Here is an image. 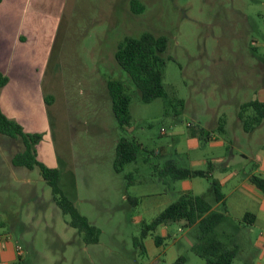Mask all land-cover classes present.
I'll return each mask as SVG.
<instances>
[{
    "label": "rangeland",
    "instance_id": "obj_1",
    "mask_svg": "<svg viewBox=\"0 0 264 264\" xmlns=\"http://www.w3.org/2000/svg\"><path fill=\"white\" fill-rule=\"evenodd\" d=\"M132 1L58 0L53 13L39 18L46 24L49 52L34 87L52 97L45 103L48 130L42 142L51 145L64 194L102 229L99 242L84 243L37 168L11 164L21 144L2 134L0 231H9L22 247L21 264H205L197 224L160 225L144 239L145 253L132 242L143 223L187 192L223 214L208 237L227 248L237 245L231 264H253L262 254L252 245L257 229L250 233L237 224L253 202L233 204L225 175L245 178L257 167L253 175L264 179V120L245 132L237 118L241 103L264 101V0H135L143 6L137 12ZM143 32L167 38L162 79L167 97L150 102L141 100L114 58L120 41ZM108 79L121 81L131 96L128 126L115 119ZM170 99H182L183 107ZM194 128H202L204 136L193 135ZM121 137L135 139L140 148L116 172L115 143ZM169 159L195 169L211 165L213 176H162ZM214 182L225 196L222 203ZM134 198L137 205L130 203ZM156 235L163 236L160 245Z\"/></svg>",
    "mask_w": 264,
    "mask_h": 264
},
{
    "label": "trees",
    "instance_id": "obj_2",
    "mask_svg": "<svg viewBox=\"0 0 264 264\" xmlns=\"http://www.w3.org/2000/svg\"><path fill=\"white\" fill-rule=\"evenodd\" d=\"M131 8L137 12L142 11L143 6L133 0ZM166 47L167 38L164 35H155L151 32H143L138 37H125L117 45L114 53L115 61L126 71L144 102L167 97L162 83L165 67L163 53ZM7 82L8 77L0 71V90ZM106 88L117 123L120 126L130 125L129 103L131 96L125 85L119 80L108 79ZM51 99V96H44L46 104ZM172 100L174 99H170V102ZM174 103L183 107L182 99H175L172 105ZM237 118L241 122L243 131H251L264 120V102L253 99L241 103L238 107ZM221 126L219 124L217 130L221 131ZM189 127L191 126L189 125ZM191 133L200 137L204 136L202 128H194ZM0 134L17 139L21 144V149L11 157V164L15 167H24L30 170L37 168L41 178L50 187L53 200L59 206L61 212L69 217V224L78 230L84 243H97L101 233L100 229L91 224L87 217L80 212L77 205L64 194L59 185L58 169L48 167L37 159L35 146L42 139V134L39 132H25L22 126L14 119L8 118L1 111V108ZM139 148L140 144L135 139L121 137L115 145L114 170L120 172L125 164L133 162ZM211 171L209 165L206 170L195 169L179 166L174 160L169 159L165 161L160 173L162 176H167L173 180H181L208 177ZM126 177L128 185L130 174H127ZM249 179L258 190L264 191V179L254 175H251ZM214 192L216 201L222 203L223 195L216 182H214ZM127 199L129 200V197ZM130 203L137 205L135 198L130 199ZM248 216H252V214L250 212L244 214L242 220L244 223ZM222 219L223 214L212 211L211 205L203 197L184 192L179 195L176 201L166 205L149 223H143L139 234L132 237V242L141 253H145L144 239L147 235L154 232L160 225L184 221L186 226L198 225L200 236L197 248L199 254L205 259V264H231L237 252V245L232 244L227 248L216 237H208ZM162 240L163 236L161 235L154 237L156 245H160ZM15 264H21L20 260Z\"/></svg>",
    "mask_w": 264,
    "mask_h": 264
},
{
    "label": "crops",
    "instance_id": "obj_3",
    "mask_svg": "<svg viewBox=\"0 0 264 264\" xmlns=\"http://www.w3.org/2000/svg\"><path fill=\"white\" fill-rule=\"evenodd\" d=\"M57 1L0 0V71L8 77L7 84L0 90V108L8 118L18 122L25 132H39L42 139L48 130L45 95L43 90L34 87V82L42 72L49 43L48 34H45L46 24L40 22L39 18L45 19L46 13H53L55 10L51 8L57 6ZM42 139L35 146L37 159L48 167L58 168L50 143L46 145ZM209 166L212 169L210 175L213 176V168ZM258 170L255 167L245 178L240 179H235L232 173H225V184H230V194L234 195L233 204L238 206L248 198L253 202L252 211H241L237 224L238 227L248 228L250 233L254 228L257 229L252 245L262 249V254L253 264H264V191L258 190L249 179ZM224 199L225 196L223 202ZM78 209L82 212L79 204ZM246 212L252 216H248L244 223L242 220ZM4 223L1 220L0 225ZM16 244L18 242H12L9 231H0V264H15L22 260L23 256L18 257L16 252Z\"/></svg>",
    "mask_w": 264,
    "mask_h": 264
},
{
    "label": "built area",
    "instance_id": "obj_4",
    "mask_svg": "<svg viewBox=\"0 0 264 264\" xmlns=\"http://www.w3.org/2000/svg\"><path fill=\"white\" fill-rule=\"evenodd\" d=\"M162 133H164V131L162 130ZM16 252L18 255H22L23 254V249L19 244H16L15 246Z\"/></svg>",
    "mask_w": 264,
    "mask_h": 264
}]
</instances>
